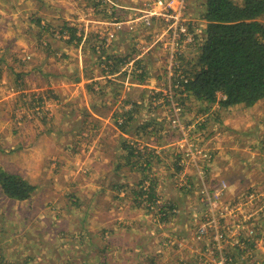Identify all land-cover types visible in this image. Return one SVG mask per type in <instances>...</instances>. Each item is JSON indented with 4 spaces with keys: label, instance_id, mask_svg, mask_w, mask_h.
I'll list each match as a JSON object with an SVG mask.
<instances>
[{
    "label": "rangeland",
    "instance_id": "1",
    "mask_svg": "<svg viewBox=\"0 0 264 264\" xmlns=\"http://www.w3.org/2000/svg\"><path fill=\"white\" fill-rule=\"evenodd\" d=\"M148 1L0 0V167L36 186L0 191V264H264V100L186 96Z\"/></svg>",
    "mask_w": 264,
    "mask_h": 264
},
{
    "label": "trees",
    "instance_id": "2",
    "mask_svg": "<svg viewBox=\"0 0 264 264\" xmlns=\"http://www.w3.org/2000/svg\"><path fill=\"white\" fill-rule=\"evenodd\" d=\"M200 5L203 7V13L199 12L200 18L206 22L203 34L202 37L195 34L188 44V53L192 55L190 60L195 62L191 69L184 70L183 78L178 76L172 83L177 85L175 82L180 80L179 87L186 96L206 105H217L222 111L237 106L251 108L264 100V0H202ZM63 28L73 31L67 26ZM190 60H187V65H190ZM183 61V53L177 54L178 69ZM136 68L139 73L134 77L143 80L146 73V70H142L144 66L138 65ZM116 70L111 68V74ZM174 84L172 86L175 88ZM133 107L139 106L133 103ZM126 120L123 121L124 125ZM208 154V160H211L214 154ZM149 189L142 193H148L149 201L154 203L153 189L147 192ZM35 190L36 186L20 175L3 171L0 167V191L4 197L27 201ZM163 212L162 206L156 214L161 216ZM166 217L161 216L160 219L166 220ZM204 230H199L200 236L204 235ZM213 243L215 246L216 242ZM228 255L226 253L224 262L237 264L238 254H230V258ZM7 264L15 263L10 261ZM199 264L212 263L203 260Z\"/></svg>",
    "mask_w": 264,
    "mask_h": 264
},
{
    "label": "built area",
    "instance_id": "3",
    "mask_svg": "<svg viewBox=\"0 0 264 264\" xmlns=\"http://www.w3.org/2000/svg\"><path fill=\"white\" fill-rule=\"evenodd\" d=\"M189 1H148L138 10V14L127 27L129 30L133 29V26L140 27L141 30H151L153 45L168 49L171 56L181 54V50L193 41L195 34L202 37L205 24L200 15L194 16L191 9L187 10ZM108 39L106 38L107 41ZM219 193L221 194V191Z\"/></svg>",
    "mask_w": 264,
    "mask_h": 264
},
{
    "label": "crops",
    "instance_id": "4",
    "mask_svg": "<svg viewBox=\"0 0 264 264\" xmlns=\"http://www.w3.org/2000/svg\"><path fill=\"white\" fill-rule=\"evenodd\" d=\"M202 2V0H190L189 1V8H190V6L191 7H196L199 3H201ZM202 9H203V7H202ZM194 11V10H193ZM203 13V12H202ZM194 16H196V15H194ZM152 32L153 31H150V32H147V34L146 35H149L150 36V38H151V40H152V42H153V40H154V38H153V35H152ZM157 53V52H156ZM186 54H190V53H184L183 52V55H186ZM194 245H197V244H194ZM232 250H231V248L229 247V249H227L226 250V253H230V254H232V252H231ZM203 260H205V261H209V260H206V259H202V258H199V257H197V256H195V257H193V255L191 256V258H187V259H183V260H181V262H180V264H199L200 262H203Z\"/></svg>",
    "mask_w": 264,
    "mask_h": 264
},
{
    "label": "bare ground",
    "instance_id": "5",
    "mask_svg": "<svg viewBox=\"0 0 264 264\" xmlns=\"http://www.w3.org/2000/svg\"><path fill=\"white\" fill-rule=\"evenodd\" d=\"M20 75V74H19Z\"/></svg>",
    "mask_w": 264,
    "mask_h": 264
}]
</instances>
